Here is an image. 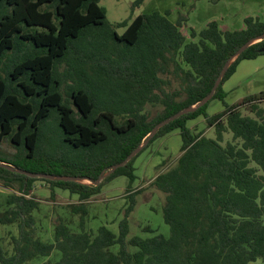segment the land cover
Wrapping results in <instances>:
<instances>
[{
  "label": "trees",
  "instance_id": "16d2710c",
  "mask_svg": "<svg viewBox=\"0 0 264 264\" xmlns=\"http://www.w3.org/2000/svg\"><path fill=\"white\" fill-rule=\"evenodd\" d=\"M102 1L0 0V144L13 147L10 154L0 153V163L14 169L0 166V182L15 191L0 203V225L17 227L8 245L0 237V264L264 260V92L228 105L224 90L242 61L264 55V38L236 57L208 102L158 129L128 163L113 169L156 126L209 96L226 64L264 36V22L249 16L243 29L232 30L215 20L197 31L187 28L186 15L172 22L171 10L134 16L146 1L135 0L130 18L113 25ZM85 66L91 78L81 73ZM214 101L225 107L210 115ZM150 106L161 109L152 114ZM51 118L72 149L69 156H42L41 135ZM199 118L214 128L215 137L193 133L189 122ZM175 131L181 156L151 182L166 195L163 219L170 235L130 237L129 218L142 193L134 187L135 163L157 139ZM226 134L232 139L226 141ZM120 177L128 185L118 234L104 225L88 230L85 202ZM38 181L49 185L52 198L57 189L78 196L79 204L70 209L80 217L79 231L59 217L53 242L38 236L33 215L39 209Z\"/></svg>",
  "mask_w": 264,
  "mask_h": 264
},
{
  "label": "rangeland",
  "instance_id": "374dc122",
  "mask_svg": "<svg viewBox=\"0 0 264 264\" xmlns=\"http://www.w3.org/2000/svg\"><path fill=\"white\" fill-rule=\"evenodd\" d=\"M134 1L103 0L100 5L107 11L108 22L115 25L130 18L132 15L131 6ZM245 1L246 5H248V0H147L146 5L140 10L137 9L135 13H141L143 8L147 14L155 10L160 11L167 8L171 10L172 16L170 19L172 21H175L178 15L183 13L187 18L189 17V27L187 28L195 26V30L197 31H201L205 27L204 22L209 17H215L221 21L222 16L235 15L236 23H233L234 26L231 27L239 29L243 26L244 22H238L240 21L238 18L242 15L239 12L242 11L243 13L246 10L238 6ZM158 6L160 7L156 8ZM228 8L235 9L236 11L229 12ZM247 10H250L249 6H247ZM259 11V17L264 22V9H260ZM135 13L134 16H136ZM116 30L119 34L124 32L122 28ZM80 71L81 73L83 72L84 76L88 75L91 78L89 66L81 67ZM74 77L77 82H82L76 75ZM173 83L172 89L177 88V83ZM224 90L229 93L226 99L228 105L236 104L248 96L264 92V55L255 60L242 61L237 72L225 83ZM103 93L102 96L110 95V93ZM224 107L221 102L214 101L211 103L208 113L213 115L223 111ZM160 109L159 107H148V111L152 114H156ZM189 126L193 133L197 134L200 131H204L205 136L215 137L214 128H208L203 118L189 122ZM231 139L232 136L226 134L225 140L229 141ZM181 144L180 134L178 131H175L157 139L150 148L138 157L135 167L139 179L135 182L134 187L142 189V193L138 196L136 208L129 218L130 237L151 238L155 235H170V228L163 219V205L166 195L157 191L151 185V182L158 174L176 164L178 158L181 156ZM41 150L44 153L42 156L47 158L69 156L72 152L71 147L62 141L61 129L58 121L54 118H51L43 128ZM11 152H13V147L10 143L3 142L0 144L1 154H10ZM82 183L92 185L87 180L82 181ZM127 185L128 179L126 177L115 179L105 185L101 194L93 196L85 202L86 209L88 210V230L96 232L100 226L104 225L118 234V224L123 217V210L126 207L125 196ZM49 189V185L43 181L36 183L34 197L39 202V209L33 215L36 221L38 236L43 241L53 242L55 220L59 217L69 222L75 230L79 231L78 224L80 217L74 215L70 209V206L79 204V199L78 196L71 195L68 191L60 189L56 190V195L52 198ZM14 192L13 189L5 187L0 182V203L4 202L6 197ZM147 228H150V230H146ZM152 231L154 232L152 233ZM9 233L17 234V227L14 225H0V237L4 238L3 242L5 245H8L10 241ZM41 261L43 260L35 264H40ZM249 264H264V260L259 259Z\"/></svg>",
  "mask_w": 264,
  "mask_h": 264
},
{
  "label": "water",
  "instance_id": "95a60500",
  "mask_svg": "<svg viewBox=\"0 0 264 264\" xmlns=\"http://www.w3.org/2000/svg\"><path fill=\"white\" fill-rule=\"evenodd\" d=\"M263 38H264V36H263V37H260V38H257V39H253V40L250 41L248 44H246L242 49L239 50V52L236 54V56H235L230 62H228V63L226 64L224 70L222 71V73H221V75H220V78L218 79V81H217V83H216V85H215L213 91L211 92V94H210L209 96H207L203 101H201V102H200L199 104H197L196 106H192V107H190V108H188V109H185V110L179 112L177 115L171 117L170 119H168V120L162 122L161 124H159L158 126H156V127L154 128V130L151 132V134H150L148 140H147L146 142H144L140 148H138L135 152H133V153L129 156V158H128L124 163H122V164H120V165L114 167L113 169H116L117 167H121V166L125 165L126 163H128V161L131 160V159H132V158H133V157H134V156H135V155L141 150V148L144 147V146L148 143V141H149V140H150V139L156 134V132L158 131V129H160L161 127L167 125L168 123H170L171 121L175 120L176 118H178V117H180V116H182V115H184V114H186V113H188V112H192V111L196 110L197 108L201 107V106L204 105L206 102H208V101L213 97V95H214V93H215L217 87L219 86V84H220V82H221V80H222V78H223V76H224L226 70L229 68V66L232 64V62L235 61L236 57L239 56V55H240V54H241L246 48H248L250 45H252V44H254V43H256V42L262 41ZM263 51H264V49H263ZM0 166L5 167V168H7V169H9V170H14L10 165H6V164H4V163H0ZM26 174H27V173H26ZM31 176H33V177H34V176H37V177H44V178L56 179L55 177H52V176H49V175H42V174H38V175H36V174H31ZM63 179H66V178H63ZM72 180H75V181H78V182H82V181H86V180H87V181L91 182L92 184H99V183L101 182V180H99L98 182L94 183L93 181H91V180H89V179H72Z\"/></svg>",
  "mask_w": 264,
  "mask_h": 264
},
{
  "label": "crops",
  "instance_id": "0c3cea01",
  "mask_svg": "<svg viewBox=\"0 0 264 264\" xmlns=\"http://www.w3.org/2000/svg\"><path fill=\"white\" fill-rule=\"evenodd\" d=\"M146 2H147V0L144 2V4L140 7V8H138L139 10L142 8V7H144V5H146ZM247 4L248 5H246V1L245 2H243V3H241L240 4V6H238V7H243L244 8V10H246V11H243V13H244V15H243V13H242V11H240L239 13H241L242 15L238 18L240 21H238V22H242V21H244V19L246 18V17H249V16H251V17H259V14H260V9H264V0H248L247 1ZM252 4V5H251ZM247 6H249L250 7V10H247ZM160 6H158V7H156V8H159ZM137 10V9H136ZM135 10V11H136ZM167 10H169V9H167V8H165V9H161L159 12L160 13H162V14H164ZM156 11V10H155ZM228 11L229 12H234V11H236L235 9H230V8H228ZM228 12V13H229ZM135 13V12H134ZM145 13V11H144V8L141 10V13H139V14H136V16H139V15H141V14H144ZM180 14H183V13H180ZM226 14V13H225ZM225 14H223V15H225ZM184 15V14H183ZM172 16V14L169 16V19H170V17ZM178 18V17H177ZM228 18V19H227ZM242 18H243V20H242ZM260 18V17H259ZM171 20V19H170ZM177 20V19H176ZM176 20L175 21H172V22H176ZM218 21L219 23H220V25H223V26H227L229 29H232V30H237V29H233L231 26H234V24L233 23H236V19H235V15H229L228 17H225V16H222V19H221V21H219L218 19H216L215 17H209V19H207L205 22H204V26H206L209 22H211V21ZM188 21H189V17H188ZM188 24V23H187ZM187 27H189L188 25H187ZM243 27H244V22H243V26L241 27V28H239V29H243ZM193 28L195 29V26H193ZM205 28V27H204ZM203 28V29H204Z\"/></svg>",
  "mask_w": 264,
  "mask_h": 264
}]
</instances>
